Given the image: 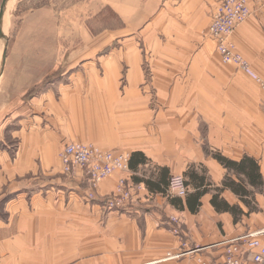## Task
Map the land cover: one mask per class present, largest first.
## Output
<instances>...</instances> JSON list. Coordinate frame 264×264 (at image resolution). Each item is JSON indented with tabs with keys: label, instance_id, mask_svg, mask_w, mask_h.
I'll return each mask as SVG.
<instances>
[{
	"label": "crops",
	"instance_id": "1",
	"mask_svg": "<svg viewBox=\"0 0 264 264\" xmlns=\"http://www.w3.org/2000/svg\"><path fill=\"white\" fill-rule=\"evenodd\" d=\"M247 1L251 15L231 37L250 66L243 71L222 62L216 42L207 34L215 0H87L81 14L108 7L125 25L124 30L99 37L91 50L117 40L144 46L128 50L124 83L83 81L84 71L75 65L63 70L74 75L70 88L75 92L113 90L108 92L113 100L108 118L113 138L111 145L98 147L129 154V170L103 182L95 200L85 197L86 177L21 182V173H35L31 155L41 151L36 147L47 144L55 130L18 129L25 137L23 150L29 146L31 164L22 167L20 159L12 162L0 155V169L7 170L0 171V186H8L2 199L8 197L7 211H16L15 220L11 214L0 221V264H218L225 254L219 244L264 230V0ZM103 39L106 43L99 44ZM113 56L114 63L123 57ZM28 117L21 121L33 125ZM116 121L123 122L118 131ZM247 158L258 164L262 188L227 166ZM43 166L62 168L58 159ZM175 175L186 179L185 199L168 194ZM121 179L132 189V200L123 209L109 211L105 200ZM231 181L244 183L250 193L244 197L248 204L227 187ZM75 198L81 201L82 216L91 209L107 222L102 230L93 225L92 231L98 228L103 237L100 250L86 261L82 252L71 256L61 247L55 249L62 240L55 242L35 224L37 216L51 223L52 217L68 214Z\"/></svg>",
	"mask_w": 264,
	"mask_h": 264
},
{
	"label": "rangeland",
	"instance_id": "2",
	"mask_svg": "<svg viewBox=\"0 0 264 264\" xmlns=\"http://www.w3.org/2000/svg\"><path fill=\"white\" fill-rule=\"evenodd\" d=\"M3 1L0 0V10ZM87 3V0H16L11 5L10 2L7 4L4 16L6 27L3 26L5 37H0V72L7 44V60L0 77V127L3 130L0 136V155H5L12 162L20 159L21 163H24L22 167L31 164L27 163L31 155L28 152V144L23 150L25 137L19 135L20 128L49 129L52 132L55 130L53 133L57 136L52 134L47 144L41 143L40 147H36L37 151L41 150L31 155L35 158L36 171L31 172V175L21 173L19 178L17 177L21 182L83 179L85 175L81 170L69 173L65 171L61 158L65 146L72 143H92L101 147L111 145L113 137L110 136L114 132V126H110L108 118L111 116L110 107L113 100L108 92L113 90L88 88L75 92V89L70 88L72 81H75V78H72L74 75L65 74L63 70L66 66L75 65L85 72L81 74L83 81L98 80L101 84H106L104 86H107L109 81L123 82L127 71L125 66L130 65L128 50H140L144 49V46L139 45L137 41L128 44L120 40L106 45V39H103L99 44L103 45L105 42V45L98 51L91 50L92 44H95L99 37L109 31L124 30L125 25L119 13L112 8L94 9L89 16L86 13L81 14V9L86 8ZM95 14L97 15L94 16ZM113 53L122 54L123 57L114 63L110 60L115 56ZM147 64L149 63L144 62L143 65ZM92 67L95 69L94 73L90 71ZM68 94L78 96L79 100L68 97ZM28 115L33 125L21 121ZM121 123L123 122L116 121L115 131L120 129L118 125L122 126ZM56 159L61 163V170L44 169L43 165L51 166L52 161ZM56 170L61 172L55 173ZM2 171L7 174V170ZM124 172L127 170L115 172L105 178L98 187L115 174ZM7 189V185L0 186L1 222L7 221L11 214L12 220L16 218V211L6 210L8 197L5 200L3 197ZM97 190V187L88 184V193L97 196ZM66 202L70 203L69 200ZM80 203L81 201L75 198L68 206V214L52 217L51 223L47 222L49 218L37 216L35 224L38 228H43L45 235L51 236L55 242L62 240L57 243L55 249L61 247L62 252L67 251L71 256L82 252L86 261L92 258L94 252L100 250L103 235L99 229L106 227L107 222L103 217H98V214H93L91 209L87 212L84 210L82 216L78 209ZM81 224L84 226L83 230L77 228V225ZM93 225L99 226V229L95 228V233L92 231ZM55 226H58L56 230ZM37 234L39 237L40 234ZM39 240L41 241L40 238Z\"/></svg>",
	"mask_w": 264,
	"mask_h": 264
},
{
	"label": "built area",
	"instance_id": "3",
	"mask_svg": "<svg viewBox=\"0 0 264 264\" xmlns=\"http://www.w3.org/2000/svg\"><path fill=\"white\" fill-rule=\"evenodd\" d=\"M250 15L251 10L247 0H215V10L209 30L223 63L235 65L243 71H247L250 66L232 43L231 37L234 30L245 23ZM61 158L66 172L77 169L83 171L88 184L95 188L115 172L121 169L128 171L130 164L129 154H116L92 143L68 144ZM168 194L185 199L189 194L186 179L181 175L172 176L169 180ZM85 197L89 200L96 199L94 194L88 192ZM132 197V189L128 187L125 179H121L115 193L105 200L106 208L109 211L123 209L131 202ZM172 220L178 222L176 219ZM174 232L179 234L180 231L174 229ZM262 235L264 230L249 232L222 242L219 245L225 247V254L218 264H264Z\"/></svg>",
	"mask_w": 264,
	"mask_h": 264
},
{
	"label": "trees",
	"instance_id": "4",
	"mask_svg": "<svg viewBox=\"0 0 264 264\" xmlns=\"http://www.w3.org/2000/svg\"><path fill=\"white\" fill-rule=\"evenodd\" d=\"M227 162V161H226ZM229 165V167H233L234 170L239 173V174H243L245 175L249 181H251L250 184H253L254 187H263L262 186V182H261V175H260V169L258 164L252 160V159H245L241 164L237 165L235 163L231 164L230 162H227V166ZM241 183H234V182H230L227 186L229 188H231L237 195H239L241 197V200L248 204L249 202L244 198L245 196L249 195V191L246 189V186L243 185L244 183L242 181H240ZM189 196V194L187 195V197ZM186 197V198H187ZM214 203V200H213ZM216 204V201H215ZM225 206V205H224ZM233 211V209H232ZM236 216V214H235Z\"/></svg>",
	"mask_w": 264,
	"mask_h": 264
},
{
	"label": "water",
	"instance_id": "5",
	"mask_svg": "<svg viewBox=\"0 0 264 264\" xmlns=\"http://www.w3.org/2000/svg\"><path fill=\"white\" fill-rule=\"evenodd\" d=\"M8 2H9V0H4L2 5H1V10H0V37L1 38L5 37V35L3 34V28L2 27H3V19H4V16H5V10H6ZM6 60H7V45L5 46V50H4V53H3V69H4V66L6 64ZM3 69H2V72L0 74V77L3 74Z\"/></svg>",
	"mask_w": 264,
	"mask_h": 264
},
{
	"label": "bare ground",
	"instance_id": "6",
	"mask_svg": "<svg viewBox=\"0 0 264 264\" xmlns=\"http://www.w3.org/2000/svg\"><path fill=\"white\" fill-rule=\"evenodd\" d=\"M15 1H16V0H9L10 5H11L13 2H15ZM9 2H8V3H9ZM6 8H7V7H6ZM3 26H5L4 19H3ZM5 27H6V26H5ZM2 28H3V27H2ZM6 45H7V44H6ZM4 50H5V48H4ZM3 53H4V52H3ZM2 59H3V58H2ZM1 69H3L2 66H1ZM1 72H2V71H1ZM1 72H0V73H1Z\"/></svg>",
	"mask_w": 264,
	"mask_h": 264
}]
</instances>
